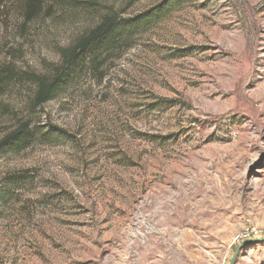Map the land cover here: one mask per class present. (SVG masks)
Wrapping results in <instances>:
<instances>
[{"label":"rangeland","instance_id":"rangeland-1","mask_svg":"<svg viewBox=\"0 0 264 264\" xmlns=\"http://www.w3.org/2000/svg\"><path fill=\"white\" fill-rule=\"evenodd\" d=\"M162 1L50 0L29 21L24 0H0V141L36 133L0 147V264H264V0H177L31 106V73L107 8Z\"/></svg>","mask_w":264,"mask_h":264},{"label":"trees","instance_id":"trees-1","mask_svg":"<svg viewBox=\"0 0 264 264\" xmlns=\"http://www.w3.org/2000/svg\"><path fill=\"white\" fill-rule=\"evenodd\" d=\"M25 16L31 21L40 15L50 0H24ZM91 8L96 6V0H89ZM180 1L164 0L149 10L133 17H124L115 8H107L97 25L79 34L70 44L62 47L60 62L49 67L47 73H31L28 80L35 85L31 106L34 110L42 108L48 102L56 99L61 92L80 74L84 63L101 62L102 54L129 44L146 27L161 20L172 7ZM105 60V59H104ZM98 65H96L97 67ZM25 122L10 131L0 141V147L14 150L25 146L36 135L34 129L28 128ZM47 140L54 139L49 132L40 133ZM24 182L21 174L6 177V187H16ZM7 189H0V203L8 198Z\"/></svg>","mask_w":264,"mask_h":264},{"label":"bare ground","instance_id":"bare-ground-1","mask_svg":"<svg viewBox=\"0 0 264 264\" xmlns=\"http://www.w3.org/2000/svg\"><path fill=\"white\" fill-rule=\"evenodd\" d=\"M152 202L155 203V200H153ZM178 208L179 210L177 212H174V215H176L177 219L180 220L183 219L184 210H183V206L181 205H179ZM169 217L170 216L168 213V205L166 202H164V204L158 209L152 210L150 214V220L154 226H158L160 224L167 225L169 222Z\"/></svg>","mask_w":264,"mask_h":264},{"label":"water","instance_id":"water-1","mask_svg":"<svg viewBox=\"0 0 264 264\" xmlns=\"http://www.w3.org/2000/svg\"><path fill=\"white\" fill-rule=\"evenodd\" d=\"M234 258H235V257H233L232 263H233V261H234Z\"/></svg>","mask_w":264,"mask_h":264}]
</instances>
